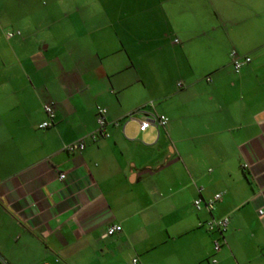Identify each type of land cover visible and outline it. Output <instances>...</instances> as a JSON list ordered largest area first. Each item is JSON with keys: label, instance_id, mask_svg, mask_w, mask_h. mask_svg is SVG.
I'll return each instance as SVG.
<instances>
[{"label": "crops", "instance_id": "1", "mask_svg": "<svg viewBox=\"0 0 264 264\" xmlns=\"http://www.w3.org/2000/svg\"><path fill=\"white\" fill-rule=\"evenodd\" d=\"M104 1L89 22L50 19L48 40L20 20L7 39L0 21V60L20 59L0 66V264H264V3L241 0L240 19L207 11L201 33V0ZM232 48L250 57L238 73ZM149 101L165 126L122 125ZM49 103L54 124L40 129ZM98 105L120 124L92 140ZM82 137V150H63ZM217 193L212 210L192 206ZM224 216V232L206 228Z\"/></svg>", "mask_w": 264, "mask_h": 264}, {"label": "rangeland", "instance_id": "2", "mask_svg": "<svg viewBox=\"0 0 264 264\" xmlns=\"http://www.w3.org/2000/svg\"><path fill=\"white\" fill-rule=\"evenodd\" d=\"M51 0H0V21L4 23H7L8 26H10L12 29H16L15 26L19 20L20 23L26 22H36L42 27L41 35L48 40L49 37V28H50V19L52 18H62L61 22L65 23L66 21L71 20L73 24H79L82 21L89 22L97 17H100L102 14V11L99 10V3H106V1L101 0H64V2H70L72 4H80L82 5V9L78 11H56L52 12L49 11V7L51 6L50 3ZM60 1L61 0H57ZM181 0H169V3L171 4H179ZM255 3L250 4V6H254V8L257 11H261L263 1L262 0H252ZM50 3V4H49ZM262 3V5H261ZM72 4L69 5L72 7ZM242 6V8H241ZM245 4L241 2V0H201L200 2V9H201V33L206 29L204 24H208L210 20L205 17V14L207 11L211 12V10L217 11L218 16H223L224 19H230L229 17H232L234 19H240L243 17V15L246 13L244 9ZM3 7H7L8 9H2ZM226 8V9H225ZM63 13L66 15L65 17H61ZM111 12H109L110 14ZM147 12H138V15L134 18L138 21L139 27L138 29L143 30V35L145 34V29L143 28L144 21H145V15ZM51 15V16H50ZM212 16V13H211ZM213 17V16H212ZM212 17L209 16V18L212 20ZM63 18H67L66 20ZM14 25V26H13ZM79 26V25H78ZM16 27V28H14ZM25 29V28H24ZM52 27L50 28V30ZM53 30H56L55 27ZM71 33H78L81 31L80 26L79 27H73L70 29ZM75 31V32H74ZM62 34L60 30L54 34L55 41H59ZM177 35H171L170 37H174ZM17 39V38H16ZM16 39H13L12 41H15ZM171 41L174 43H177V39L173 40L171 38ZM15 58V56H14ZM13 56H3L2 60H0V66H2V61L6 65L5 67L8 69L11 68H18L20 67V62L14 60ZM230 64V63H229ZM181 83V82H177ZM154 102V101H149ZM12 124H10V133H20V124H16L14 128H12ZM125 133L127 135H133L136 134V126L134 123H129L125 128ZM34 134V133H33ZM38 134V133H36ZM143 134H154V131L152 129L147 130ZM144 138L146 139V135H144Z\"/></svg>", "mask_w": 264, "mask_h": 264}, {"label": "built area", "instance_id": "3", "mask_svg": "<svg viewBox=\"0 0 264 264\" xmlns=\"http://www.w3.org/2000/svg\"><path fill=\"white\" fill-rule=\"evenodd\" d=\"M19 35H20V31L17 29H12V28H5L4 29V36L7 39H10L14 36H19ZM229 58H230V64L232 65L233 70L236 73H238L244 65H246L250 62V57L245 56V55H243V56L239 55L234 48H232L229 51ZM207 80L209 81L210 78L207 77ZM178 86H181V83H178ZM43 111L45 113V119L38 124V128H40V129L49 128L54 124L55 113H54L52 104L51 103L44 104L43 105ZM106 114H107V109L104 106H101V105L96 106V110H95L96 127L92 132H90L88 134V137L90 139L95 140L98 136L108 137L109 133H108L107 127L109 125L120 124V120H118V119L111 120V121L108 120L106 118ZM131 120L137 121L138 130L140 132L145 131L149 127H154L156 129L159 127H163L168 122V118L165 115L159 114L154 110V106H153L152 102H148L146 104V106H142V107L135 109L134 111L126 114V116L124 118V122L122 123V125L124 126L125 123H127L128 121H131ZM85 141L86 140L84 137L79 138L78 140H76L72 143L64 145L63 150H65L67 152L82 150L84 148ZM64 177H65V174L61 173L60 178H64ZM197 190H198V192H200L202 190V187L199 186L197 188ZM219 199H220L219 193L214 194L212 199L209 201H204V200H202L201 197H198L192 201V206L196 210H200L201 208H205L208 211H210L213 209L215 202L218 201ZM257 214L260 217L264 216V205L257 209ZM228 222H229V219L227 216H224V217L219 218V219H211L208 222H206V228L209 231L217 230L220 233H222L226 230V228L228 226ZM120 230H121V226L119 224H113L106 229V231L102 235V237L111 236V235L115 234L116 232H119ZM220 247H221V245L218 242V240H216V239L213 240V250L215 252H218L220 250ZM215 263H216V259L213 258V259L207 261L205 264H215Z\"/></svg>", "mask_w": 264, "mask_h": 264}, {"label": "trees", "instance_id": "4", "mask_svg": "<svg viewBox=\"0 0 264 264\" xmlns=\"http://www.w3.org/2000/svg\"><path fill=\"white\" fill-rule=\"evenodd\" d=\"M229 61H230V58H229ZM232 66V65H231Z\"/></svg>", "mask_w": 264, "mask_h": 264}]
</instances>
